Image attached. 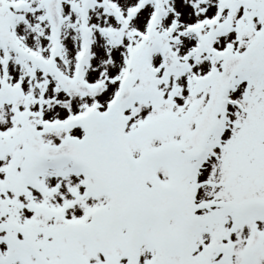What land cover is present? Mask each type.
I'll return each mask as SVG.
<instances>
[{"label":"snow or ice","instance_id":"obj_1","mask_svg":"<svg viewBox=\"0 0 264 264\" xmlns=\"http://www.w3.org/2000/svg\"><path fill=\"white\" fill-rule=\"evenodd\" d=\"M0 264H264V0H0Z\"/></svg>","mask_w":264,"mask_h":264}]
</instances>
